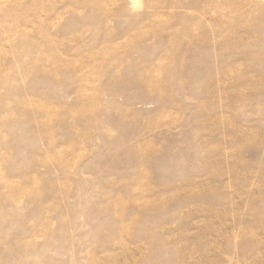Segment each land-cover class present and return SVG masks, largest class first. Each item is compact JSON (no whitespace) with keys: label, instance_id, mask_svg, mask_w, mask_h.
I'll list each match as a JSON object with an SVG mask.
<instances>
[{"label":"rangeland","instance_id":"obj_1","mask_svg":"<svg viewBox=\"0 0 264 264\" xmlns=\"http://www.w3.org/2000/svg\"><path fill=\"white\" fill-rule=\"evenodd\" d=\"M0 264H264V0H0Z\"/></svg>","mask_w":264,"mask_h":264}]
</instances>
